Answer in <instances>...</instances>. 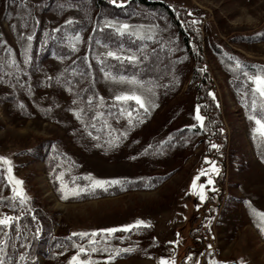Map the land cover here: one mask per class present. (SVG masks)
I'll return each instance as SVG.
<instances>
[{
	"label": "rangeland",
	"instance_id": "obj_1",
	"mask_svg": "<svg viewBox=\"0 0 264 264\" xmlns=\"http://www.w3.org/2000/svg\"><path fill=\"white\" fill-rule=\"evenodd\" d=\"M165 1L178 12L171 19L135 0H116L124 6L115 11L95 9L87 0H0V157L11 161V175L22 181L27 200L54 217L51 234L69 239L74 232L97 231L95 238H86L102 243V250L88 254L98 264H159L162 257L174 264H264V232L253 212H264V161L258 157L264 138L257 134L254 139L256 125L249 119L253 84L244 75L264 70V0ZM76 24L83 25L78 32L73 30ZM121 24L129 29L117 31ZM186 28L193 32L187 46L180 33ZM101 31L115 39L96 36ZM54 43L63 49L59 54ZM65 50L138 71L157 64L158 72L146 74L148 78L98 69L101 99L132 102L144 114L131 125L128 116L112 125L117 132L113 144L88 135L77 118L78 108L59 81L66 61L60 53ZM129 55L137 61L123 59ZM132 79L140 83H130ZM204 86L206 98L200 94ZM132 92L155 106L145 113L135 101L115 99ZM259 100L257 95V116ZM209 102L215 114L207 112ZM198 106L203 126L195 119ZM213 114H218L214 121H219L220 136L205 130ZM177 130L196 133L160 145ZM0 172L14 196L3 161ZM61 173L69 187L81 188L88 187L89 175L120 180L121 188L152 176L165 180L152 189L97 197L95 191L104 190L97 188L63 199L56 179ZM194 179L204 186L205 198L207 190L215 191L208 214L201 210L205 199L193 192ZM4 216L14 215L0 208V218ZM196 217L199 221L191 225ZM136 220L150 227L122 230ZM105 228L118 231H99ZM69 243L50 263L38 256L36 264H68L78 251L74 243L89 247L84 241ZM116 248L133 251L109 262Z\"/></svg>",
	"mask_w": 264,
	"mask_h": 264
},
{
	"label": "trees",
	"instance_id": "obj_2",
	"mask_svg": "<svg viewBox=\"0 0 264 264\" xmlns=\"http://www.w3.org/2000/svg\"><path fill=\"white\" fill-rule=\"evenodd\" d=\"M73 2L84 3L86 0H72ZM96 9L108 8L109 10H119L124 5H118L113 3L112 0H87ZM136 3L151 9L157 10L159 12H164L171 19L173 16L177 15L178 12L170 5L169 2L163 0H135ZM180 16V14H179ZM180 18V17H179ZM83 25L76 24L73 30H81ZM185 31L180 29V33L183 38L185 46L188 45V36H192L193 32L186 28ZM96 36H103L105 38H113L114 36L107 34L106 31H101L95 33ZM129 44V43H128ZM130 47V45L125 44ZM53 50L58 54L62 51V47H59L57 43H54ZM163 51L160 55H163ZM60 55L64 56L66 61L62 73L60 74L59 81L61 85L66 88L68 94L74 105L78 108L80 113V119L83 122L84 129L87 133H91L92 136L98 139L112 140L116 137L117 132H113V126L127 116L126 112H132V119L134 120L137 116L144 115L140 114L141 110L138 109L134 103H121L112 102L107 99H101L100 93L97 86V74L100 67L106 70H112L113 75L120 76H130L132 72L141 73L142 77H147L146 74H156L158 69H156L157 64H152L147 66L144 70L138 71L137 67L132 65L121 66L120 63L111 62L102 59L101 62L97 63L91 57L85 54L75 53L73 51L65 50L64 53L61 52ZM161 57V56H160ZM159 66L161 64L159 63ZM154 76V75H153ZM207 87L204 86L201 89L200 94L202 98H206ZM89 97H91V103H89ZM207 112L209 114L214 113L212 108H215L211 102L207 103ZM126 110L124 114H121V110ZM204 110V109H202ZM100 112L102 115L93 119L96 113ZM215 114V113H214ZM213 114V116H214ZM218 117V114L214 116L211 123H205V130L208 133H214V136H220V129L217 127L219 121L214 120ZM216 124V126H215ZM94 125V127H93ZM107 125V126H106ZM215 126V127H214ZM218 128V129H217ZM186 133L185 131H174L170 133V139H164L160 142V145H168L171 140L178 137L177 135H191L196 133V130ZM258 146V157L264 161V144L259 143ZM52 164V163H51ZM165 178L159 179L158 176H152L149 181L141 182H131L126 187L121 188L120 185H111L107 188V191L97 189L95 195L97 197L116 195L122 192H126L132 188H155L159 185ZM53 182L54 179H53ZM149 185V186H147ZM217 185V184H216ZM215 193L214 190H207V196L202 206V211L204 214H208V206L214 201L212 195ZM89 194V193H88ZM86 198H91L93 195H87ZM84 200V199H83ZM0 208L7 209L14 216H18L19 220H14L8 226L0 225V241L4 243L0 245L3 247L4 252L0 253V256L4 259V264H36V259L38 256H42L45 259V263H50L55 257V252L63 246L70 244L69 242L84 241V245H88L89 238L81 239L78 236H71L65 238L59 234L52 233V225L56 222L53 216L47 215L36 204L33 200H26L23 204L19 202V198L13 199V196L9 194V186L5 182L3 175L0 172ZM35 216V220L32 217ZM197 218V217H196ZM191 222L193 225L197 219ZM199 221V220H198ZM37 229H39V234H36ZM144 230H146L144 228ZM194 239V237H193ZM98 251L102 245L101 241L95 244ZM154 246H152L153 248ZM127 255V254H126ZM124 255V256H126ZM141 256H147L146 253L142 252ZM23 257V259H21ZM185 262V261H183Z\"/></svg>",
	"mask_w": 264,
	"mask_h": 264
},
{
	"label": "snow or ice",
	"instance_id": "obj_3",
	"mask_svg": "<svg viewBox=\"0 0 264 264\" xmlns=\"http://www.w3.org/2000/svg\"><path fill=\"white\" fill-rule=\"evenodd\" d=\"M113 3H116V0H112ZM70 23V21H69ZM193 23H197V21H193ZM129 29V25L128 24H121L119 26V28L117 29V31L123 32L124 30ZM136 34V33H134ZM79 36L77 35L75 37L76 40H79ZM27 39L29 41H31L32 36L29 35L27 37ZM148 39H152L151 36L148 37ZM74 47V45H73ZM108 56L110 57H115L116 59H121V57L117 56L116 53L114 52H108L107 53ZM123 59L130 61V62H135L137 61V56L136 55H129L126 57H123ZM144 59H147V56L144 57ZM241 66V62L239 60L236 61V69H239ZM244 75L246 76L248 81H251L253 84L252 87V102H251V109L253 111V114L249 115V119L253 120L255 122L256 127L254 128V139L256 137V135L258 134L261 138H264V70L257 72L255 74H249V73H244ZM125 78L124 77H120V80L123 81ZM130 83L133 84H137L140 83L138 81H136L135 79H132L131 81H129ZM148 91H151V89H148ZM209 95H213L212 93H209ZM257 95L260 97L259 100V116H257V114H254L257 110ZM214 98V97H213ZM91 97H89V103H91ZM115 99L117 101H135V103L144 110L145 113H147L149 111V107L150 106H155L154 103L148 99H146L144 96L137 94L135 92L132 93H124V94H120L117 95L115 97ZM22 107V106H21ZM126 110L122 109L121 110V114H124ZM128 116V123L131 125L132 124V112H127L126 113ZM77 118L79 119L80 117V113L77 112L76 113ZM102 115L100 112L96 113V116L92 117L93 119H96V117ZM195 119L201 124V126H203V121H204V117L202 115H200V110H199V106L196 109V116ZM107 126V125H106ZM94 127V125H93ZM88 135H92L90 132L88 133ZM121 136H126L127 133H121ZM117 140L119 139V137L116 138ZM109 144H113V141L110 140L108 142ZM163 143V142H162ZM99 146V145H97ZM151 147V145L149 146ZM212 147H218L217 145H212ZM0 161H3L4 164L8 165V180L9 182L13 185L12 191H13V199L15 198H19V202L21 204H23L26 200L27 197L24 195L22 188L20 187L22 185V181L15 179L11 173H12V167H11V161L8 160L6 157H0ZM213 171H218V169L213 168ZM57 180H60V186H61V192L63 193L62 198L63 199H67L69 196H73V197H78L80 196L81 193L84 192H90V191H94L97 188H101L104 189L105 191H107V186L110 185H119L122 184V181L117 180V179H113V180H101V179H95L93 177H91V175L85 177V179H87L88 181H90L88 187L86 188H81L79 186H73V187H69L68 184H66L63 180V173H61L59 176L56 177ZM196 179H199V177H197ZM208 183L211 184L212 180L209 179ZM197 187H199V191L197 190ZM204 186L203 185H199L197 186L196 184V180H193V184H192V189L193 192L195 194H197L200 198L201 201H203L205 199V194L203 191ZM254 214L259 218V223H258V227H260L261 231L264 232V212H256L255 210H253ZM33 220H35V216L32 217ZM14 220H19L18 216H4L2 218H0V225L2 226H8L11 224L12 221ZM139 228V227H150V224L144 220H136L134 224H129V225H125L123 226V231H128L131 228ZM102 233H107L109 235H111L112 233L118 231V229L116 228H105V229H101L99 230ZM36 234H39V229H37ZM72 236H78L81 239H84L85 237H92L95 238L97 236V231H92L91 233L89 232H74L71 234ZM4 242L0 241V245H2ZM96 241L94 239H89L88 244L89 247L86 248L83 245H78V244H73L72 246L74 248H77L78 251L75 255L71 256L70 260L68 261V264H98V262L94 259H92L88 254L91 253H95L98 251L97 247H95ZM104 251H109L107 248L104 249ZM133 249L132 248H116L114 250H112L109 254V256L107 257V260L110 262L113 259H115L117 256H119L121 253H130L132 252ZM4 249L3 247H0V253H3ZM81 254H85V256H87L88 258H81ZM21 259H23V257H21ZM0 264H4V259L2 256H0ZM159 264H174L173 260L170 259H165V258H160ZM210 264H216V262L212 261L210 262ZM241 264H243V262H241Z\"/></svg>",
	"mask_w": 264,
	"mask_h": 264
}]
</instances>
